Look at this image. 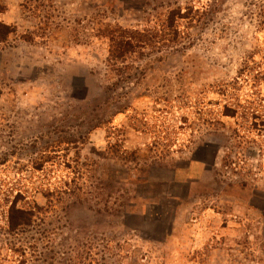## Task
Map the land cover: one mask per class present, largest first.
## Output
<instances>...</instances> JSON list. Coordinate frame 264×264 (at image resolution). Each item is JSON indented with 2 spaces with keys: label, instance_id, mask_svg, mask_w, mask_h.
<instances>
[{
  "label": "rangeland",
  "instance_id": "obj_1",
  "mask_svg": "<svg viewBox=\"0 0 264 264\" xmlns=\"http://www.w3.org/2000/svg\"><path fill=\"white\" fill-rule=\"evenodd\" d=\"M0 264H264V0H0Z\"/></svg>",
  "mask_w": 264,
  "mask_h": 264
},
{
  "label": "trees",
  "instance_id": "obj_2",
  "mask_svg": "<svg viewBox=\"0 0 264 264\" xmlns=\"http://www.w3.org/2000/svg\"><path fill=\"white\" fill-rule=\"evenodd\" d=\"M111 41L113 43L110 50L112 64L117 62L122 54L134 53L135 49H145L148 46V40L138 33L133 36L124 33V35L112 38Z\"/></svg>",
  "mask_w": 264,
  "mask_h": 264
}]
</instances>
